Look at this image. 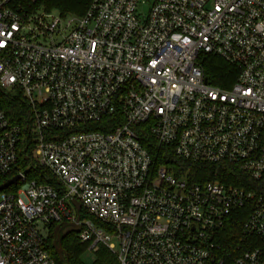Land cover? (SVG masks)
Wrapping results in <instances>:
<instances>
[{"label":"built area","instance_id":"obj_1","mask_svg":"<svg viewBox=\"0 0 264 264\" xmlns=\"http://www.w3.org/2000/svg\"><path fill=\"white\" fill-rule=\"evenodd\" d=\"M38 1L0 0V91L20 93L30 119L0 109V185L21 177L0 191V264H55L48 230L72 224L118 264H264V197L175 178L136 132L264 181V0H92L81 17ZM200 54L237 68L230 89L207 84ZM27 130L56 187L18 170Z\"/></svg>","mask_w":264,"mask_h":264},{"label":"trees","instance_id":"obj_2","mask_svg":"<svg viewBox=\"0 0 264 264\" xmlns=\"http://www.w3.org/2000/svg\"><path fill=\"white\" fill-rule=\"evenodd\" d=\"M92 0H39L37 8L48 13H56L61 17H81L87 11ZM199 67L206 79L207 84L220 90H228L232 87L238 75L236 67L229 65L222 59L213 56L200 54L198 56ZM0 109L14 123L26 127L30 125L28 108L20 93H6L0 91ZM28 129L30 127L28 126ZM99 129V128H96ZM139 141L152 156L156 166L164 165L168 171L178 179H185L188 182L205 184L216 180L221 183L234 186L245 191H251L256 195L264 197V181L254 182L246 175L241 173L236 167L227 164H192L176 158L170 150L159 147L145 125L136 128ZM29 131H25L24 140L19 148L17 167L21 172L26 171L27 180H35L38 184H49L56 187L55 181L50 175L38 168L32 159V141ZM13 188L7 191H13ZM241 220V221H240ZM242 217H236L231 222L223 234L222 242L234 244L240 235V224ZM53 229L48 230L46 249L53 258L55 264H81L79 255L86 248L81 245L75 234H69L60 241L61 248L67 258V262H61L53 249ZM96 260L94 264H118L114 255L104 247H100L95 253Z\"/></svg>","mask_w":264,"mask_h":264},{"label":"water","instance_id":"obj_3","mask_svg":"<svg viewBox=\"0 0 264 264\" xmlns=\"http://www.w3.org/2000/svg\"><path fill=\"white\" fill-rule=\"evenodd\" d=\"M20 178L21 177L19 175H17V176L12 177L10 180L6 181L5 183L1 184L0 185V191L5 190L9 186L15 185L17 183V181L20 180ZM71 203H72L73 207L75 208L76 212L78 213L80 210L79 204L76 201H71ZM77 221H78V218L76 219V222ZM59 229L60 228L58 226H56L53 229L54 242H53L52 246H53L54 252L56 253L58 259L61 262H67V258L63 252V249L61 248V245L59 243V239H56V234L59 232ZM78 232H79V226L76 224H72L61 232V236L64 238V237L68 236L69 234L78 233ZM55 240H57V243H55Z\"/></svg>","mask_w":264,"mask_h":264},{"label":"rangeland","instance_id":"obj_4","mask_svg":"<svg viewBox=\"0 0 264 264\" xmlns=\"http://www.w3.org/2000/svg\"><path fill=\"white\" fill-rule=\"evenodd\" d=\"M96 256L97 255L95 253L89 251L86 247L83 251H81L79 259L81 264H94Z\"/></svg>","mask_w":264,"mask_h":264},{"label":"flooded vegetation","instance_id":"obj_5","mask_svg":"<svg viewBox=\"0 0 264 264\" xmlns=\"http://www.w3.org/2000/svg\"><path fill=\"white\" fill-rule=\"evenodd\" d=\"M64 229H59V232L56 234V239H59V243L61 241V239L63 238L61 236V232L63 231ZM55 243H57V240H55Z\"/></svg>","mask_w":264,"mask_h":264}]
</instances>
